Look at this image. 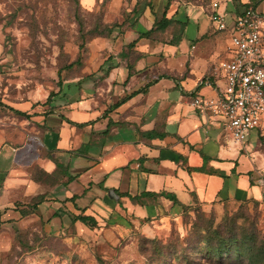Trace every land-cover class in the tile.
<instances>
[{"label":"crops","instance_id":"obj_1","mask_svg":"<svg viewBox=\"0 0 264 264\" xmlns=\"http://www.w3.org/2000/svg\"><path fill=\"white\" fill-rule=\"evenodd\" d=\"M153 11L145 9L137 32L129 31L125 42L153 25ZM168 15L185 22L179 38L141 37L131 49L134 59L122 54L126 48L107 47L108 54L87 78L68 79L48 102L49 94L41 101L9 105L5 118L0 110V225L24 216L23 209L42 218L48 229L50 222L69 226L74 213L112 225L181 205L163 195L143 202L128 195L143 190L168 191L183 204L264 200V132L246 139L258 143L259 165L248 160L244 165L225 129L226 118L191 105L196 95H215L203 81L212 74L209 55L218 53L213 47L217 36L222 41L227 34L206 22L188 49L182 39L191 10L177 7ZM185 56L183 69L178 64ZM150 81L145 90L112 106ZM151 130L158 134H147ZM58 164L73 175L71 180L63 172L55 182L36 178L38 170L52 173ZM200 166L204 170L193 169ZM74 194L76 199H69ZM39 196L43 200L34 208Z\"/></svg>","mask_w":264,"mask_h":264},{"label":"rangeland","instance_id":"obj_2","mask_svg":"<svg viewBox=\"0 0 264 264\" xmlns=\"http://www.w3.org/2000/svg\"><path fill=\"white\" fill-rule=\"evenodd\" d=\"M147 1L0 0L1 116L7 117L9 105L45 99L59 88V81L87 78L108 48L125 49L126 35L137 32ZM243 1L264 14V0ZM167 2L168 13L177 7L191 10L182 39V45L191 49L203 24L213 26L208 0H153L159 15ZM184 26L174 22L152 38L165 42L174 34L177 39ZM222 33L228 38L227 32ZM217 38L213 47L218 53L209 55L213 66L226 54L229 42V38L221 41V35ZM129 56L134 59L135 54ZM78 58V63L68 66ZM187 62L185 56L178 65L186 69ZM257 131L264 132V124L252 130L251 136ZM257 144L252 140L235 144L243 164L248 160L259 165ZM185 205L140 220L128 218L121 224L103 221L95 228L50 222L46 229L43 219L29 212L0 225V264H264V200ZM221 225H230L238 239L219 240Z\"/></svg>","mask_w":264,"mask_h":264},{"label":"built area","instance_id":"obj_3","mask_svg":"<svg viewBox=\"0 0 264 264\" xmlns=\"http://www.w3.org/2000/svg\"><path fill=\"white\" fill-rule=\"evenodd\" d=\"M230 4L237 11L228 10ZM208 14L217 31L228 33L229 42L203 81L215 95H196L191 105L224 116L229 136L243 143L264 124V14L243 0H209Z\"/></svg>","mask_w":264,"mask_h":264},{"label":"trees","instance_id":"obj_4","mask_svg":"<svg viewBox=\"0 0 264 264\" xmlns=\"http://www.w3.org/2000/svg\"><path fill=\"white\" fill-rule=\"evenodd\" d=\"M209 2V0H208ZM255 2L257 3L258 0H255ZM169 2H167L164 6V9L161 13V15H159V9L156 10V13H154L155 11H153L154 9V3L153 0H148L147 2H145L143 8L141 9V13H143L145 11L146 8H149L153 11V13L155 14V20L153 22V25L150 28H146L143 29L139 32V36L135 39H133L132 41H130L126 47V52L122 51V54L124 53V56L126 57H130V52L131 49L135 46V44L139 41V39L141 37H148V38H152L153 34L157 31V30H165L166 28H168L172 23H179V25H185V22L183 21H175L173 19V17L168 15V8H169ZM248 4V3H246ZM134 10H137V7H134ZM231 10H235L237 11V9H231ZM110 28V27H109ZM97 29V27H96ZM111 30L109 29L107 33H110ZM104 35H108V34H104ZM130 59V58H129ZM79 58L74 61L71 62L70 64H68V66H73L75 63L79 62ZM162 77V76H161ZM160 77V78H161ZM154 81H150L148 82L144 87L136 89L134 91H132L131 93H128L126 96L122 97L119 101H117L116 103H114V105H112L113 107L118 106L119 104H121L123 101H125L127 98L133 96L134 94L141 92L143 90H145L149 85H151ZM63 82L59 81V86H61L62 88ZM61 88L59 91H55V90H51L46 102H48L52 96L58 94L61 91ZM17 113L22 114V115H26L28 116L29 114L26 113L25 111H21V110H16ZM147 134L149 135H156L158 134L156 131H146ZM63 168V165L58 164V168L56 169V171L52 172V173H48L44 170H38L37 172H35V176L37 179H47V180H51L52 182H55L57 180L56 178V174L59 172H63V174H67L68 176V180H71L73 178V175L67 173ZM194 170H204L203 166L200 167H194ZM223 175V173H221ZM67 183V182H66ZM116 192H118L117 189H115ZM128 195L136 201H141L143 202V198L144 197H157V196H166L170 199H172L175 203H179L183 206H186L185 204L181 203L179 201V199L177 198V196L173 193H170L168 191H160V192H154V191H147V190H143L140 193H137L135 195H132L130 193H128ZM69 199L71 200H75L76 199V195L74 194L73 196L69 197ZM43 200L42 196H39L38 199L33 202L32 206L35 208L36 205ZM30 211H28V209H23L22 214L25 215L27 213H29ZM61 213V212H59ZM1 215V214H0ZM71 218L73 220V222H76L78 220L82 221L83 223H85L86 225H88L90 228H95L99 225L97 218L92 215V214H86L84 212L81 213H74L73 215H71ZM2 222V220H0V223ZM218 238L219 240L223 241V242H232L234 240H237L238 238L235 235V232L233 231L232 227L230 225H221V227L219 228L218 231Z\"/></svg>","mask_w":264,"mask_h":264}]
</instances>
